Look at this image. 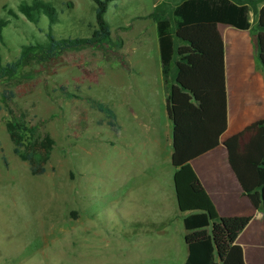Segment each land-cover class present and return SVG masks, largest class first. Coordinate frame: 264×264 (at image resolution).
I'll return each instance as SVG.
<instances>
[{
    "label": "rangeland",
    "instance_id": "374dc122",
    "mask_svg": "<svg viewBox=\"0 0 264 264\" xmlns=\"http://www.w3.org/2000/svg\"><path fill=\"white\" fill-rule=\"evenodd\" d=\"M30 1L0 0V66L19 63L0 77V264H180L188 212L174 193L151 17L163 0H112L108 44L22 56L49 29L73 39L96 27L90 0H42L55 17L37 25L18 12ZM9 123L41 145L42 175L13 153ZM189 175L179 174L182 187Z\"/></svg>",
    "mask_w": 264,
    "mask_h": 264
},
{
    "label": "trees",
    "instance_id": "16d2710c",
    "mask_svg": "<svg viewBox=\"0 0 264 264\" xmlns=\"http://www.w3.org/2000/svg\"><path fill=\"white\" fill-rule=\"evenodd\" d=\"M95 5V29L88 38L56 39L50 29L45 44L24 46L22 56H51L65 49L110 43L105 20L112 0H90ZM264 0H163L154 7L160 73L166 89L165 110L171 123L170 163L173 185L187 234L183 264H245L236 240L251 217H217L210 209L202 185L192 174L189 161L218 144L224 130V63L218 24L251 30L257 44V60L264 70ZM258 3H263L260 10ZM254 11L252 27L249 14ZM11 12V11H10ZM18 12L37 25L41 17L51 24L55 10L42 0L22 2ZM49 24V25H50ZM4 22L0 20V39ZM19 63L0 66V77L13 75ZM13 153L29 166L32 176L45 172L46 156L25 125L8 124ZM248 139L244 141L245 137ZM229 165L252 206L264 213V119L227 139ZM185 187L178 181L185 171Z\"/></svg>",
    "mask_w": 264,
    "mask_h": 264
},
{
    "label": "crops",
    "instance_id": "0c3cea01",
    "mask_svg": "<svg viewBox=\"0 0 264 264\" xmlns=\"http://www.w3.org/2000/svg\"><path fill=\"white\" fill-rule=\"evenodd\" d=\"M250 23L254 27L256 20ZM217 30L224 63V130L217 146L190 160L189 166L217 217L252 218L236 242L242 248L245 264H264V213L257 211L242 192L224 146L227 139L264 119V70L257 60V44L251 30L223 24H218ZM247 139L248 136L244 141ZM186 257L187 248L180 264Z\"/></svg>",
    "mask_w": 264,
    "mask_h": 264
}]
</instances>
